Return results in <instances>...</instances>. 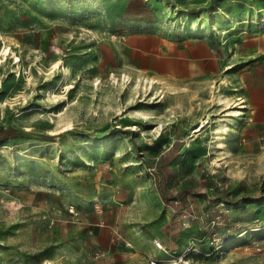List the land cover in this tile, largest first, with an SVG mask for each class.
Listing matches in <instances>:
<instances>
[{
	"label": "rangeland",
	"instance_id": "rangeland-1",
	"mask_svg": "<svg viewBox=\"0 0 264 264\" xmlns=\"http://www.w3.org/2000/svg\"><path fill=\"white\" fill-rule=\"evenodd\" d=\"M226 1L0 0V264H264L254 88L168 87L122 51L212 41Z\"/></svg>",
	"mask_w": 264,
	"mask_h": 264
},
{
	"label": "crops",
	"instance_id": "crops-1",
	"mask_svg": "<svg viewBox=\"0 0 264 264\" xmlns=\"http://www.w3.org/2000/svg\"><path fill=\"white\" fill-rule=\"evenodd\" d=\"M226 4L220 9L230 5L240 10L226 15L223 27L210 28L218 34L212 41H192L190 46L176 41L168 46L165 37L151 33L138 45H124L122 51L132 52L144 75L168 87H190L199 93L214 81L229 97L254 88L255 110L264 113V0H227ZM236 14L241 16L233 19Z\"/></svg>",
	"mask_w": 264,
	"mask_h": 264
},
{
	"label": "trees",
	"instance_id": "trees-1",
	"mask_svg": "<svg viewBox=\"0 0 264 264\" xmlns=\"http://www.w3.org/2000/svg\"><path fill=\"white\" fill-rule=\"evenodd\" d=\"M17 134H18V131L14 128H11V127L5 128L2 130L0 129V137H12V136H16ZM164 157H165V152L160 154L158 161L163 160ZM162 178H163L162 176L157 174L156 179H155V183H156L158 192L160 194V197L164 201V203H172V202H174L175 198H179L181 201L186 200L185 195H186V193L189 192L186 188L182 187L178 191H176V193L170 194L168 192V190L166 189V187L164 186V182H163L164 179H162ZM196 183L199 185L200 189L208 186V183L205 181V179H198L196 181ZM215 199L222 201V200H224V197L217 196V197H215Z\"/></svg>",
	"mask_w": 264,
	"mask_h": 264
},
{
	"label": "bare ground",
	"instance_id": "bare-ground-1",
	"mask_svg": "<svg viewBox=\"0 0 264 264\" xmlns=\"http://www.w3.org/2000/svg\"><path fill=\"white\" fill-rule=\"evenodd\" d=\"M15 61L16 62H18L19 61V59H18V57L15 55ZM19 63V62H18ZM19 66V65H18ZM64 67V66H63ZM153 83H155V80H152V79H149V88H151L152 87V84ZM141 87V86H140ZM134 88V87H133ZM234 90V89H233ZM138 91V90H137ZM140 91V90H139ZM141 92V91H140ZM148 92V91H147ZM149 93V92H148ZM217 101H219V103H222L223 102V97H222V95H221V93H219L218 95H217ZM239 99H240V97H238ZM239 102H241V101H239ZM238 102V103H239ZM240 107H242V104H241V106ZM201 125H202V123H201ZM201 128V127H200ZM200 128H198V130L200 129ZM45 264H52L50 261H47Z\"/></svg>",
	"mask_w": 264,
	"mask_h": 264
}]
</instances>
